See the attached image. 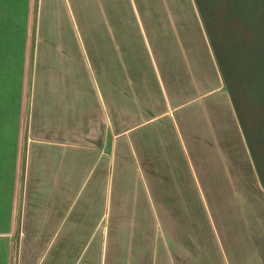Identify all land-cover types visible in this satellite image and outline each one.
I'll return each instance as SVG.
<instances>
[{
  "label": "crops",
  "instance_id": "1",
  "mask_svg": "<svg viewBox=\"0 0 264 264\" xmlns=\"http://www.w3.org/2000/svg\"><path fill=\"white\" fill-rule=\"evenodd\" d=\"M43 1L0 0V264H14L13 245L18 235L20 245L17 264H29L26 261L28 251L31 252V257H37L32 264H92L91 260L96 254L100 255L99 264H106L107 248L102 246L103 235L101 240L97 234L99 225L107 214V196L102 197L101 193H97L94 198H87L86 195L101 175L107 176L108 155L112 157L116 154L114 146L108 152L107 137H102L108 125L105 100L102 103L105 114L103 117L99 116L96 122L98 125L91 126L88 134L90 145L82 147L76 138L75 87L76 79H82L80 63L84 65L89 84L92 85L91 50L111 51L114 62L111 76H107V63L103 61L107 58L101 57L103 53L99 58V71L103 81L108 82V89L112 91L113 103L110 102V105L116 111H122L123 79L132 73L125 72L126 63L132 65V62L124 57L123 50L142 49L147 58H150L148 60L152 61L156 79L163 90L165 109L157 115L153 113L149 119L136 122L130 129L138 131L148 120L166 115L170 116L175 129L180 131L178 153L172 149L168 140H155L151 149L153 154L149 155L139 154L138 149L132 145V163L136 168L137 178L133 191L148 193L152 206L157 201L156 194L185 192L188 181H191L190 171L197 177V189L203 191L204 179L195 167L199 163L198 155H217V149L213 146H217L219 141H215L212 136L209 141L210 154L203 147L205 144L207 146V142H203L200 138L202 136H197V140L193 137L190 141L192 148H189L182 136L177 113L186 122L190 114L182 115V111L199 103L200 107L196 110L199 113L205 102H213V99L208 100L207 97L212 96L211 92L220 87L205 86L203 67H199V70L193 68L185 60L187 57L178 59L180 75L178 82H174L172 73L165 72L162 60L154 51L157 48L189 47L185 40H179V44H175L171 40L173 34L197 31L201 33L203 41V22L200 21L197 10L191 11L196 31L188 27L184 21L186 19L179 21V24L175 19L172 22L173 17L184 18L185 10L163 7L157 11V0H148V24L142 20L145 13L137 3H134V11L127 15L137 19L138 26L135 30L129 29L130 25L124 26V14L120 13L119 17L115 14L114 23V13L112 16L106 13L101 15L104 22H100L101 17L89 19L87 23H82V28L78 27L77 32L73 26L68 28L62 23L52 24L56 13L50 10L44 13ZM68 15L74 19L75 14ZM157 17L160 18L158 22L163 24H157ZM143 110L146 113L152 112L147 107H143ZM110 124L112 127L113 123ZM232 126L236 133V124L233 123ZM199 127L203 128L200 122ZM124 133L127 134L128 130L114 132V141L123 137ZM218 137L220 140L219 134ZM199 146L204 153L201 149L196 151ZM145 161L148 172L142 170L141 164ZM235 161L233 158L232 168L227 170L229 176L226 184L228 191L234 194L235 186L229 184V177L233 182L236 180ZM249 163L252 166L251 157ZM112 164L110 162V166ZM249 173L251 174L250 169ZM212 175L211 188H206L216 193L225 185L218 182L215 172ZM258 178L260 181V176ZM144 180L148 181L145 185ZM251 181L255 182L254 177ZM191 187L194 189L193 182ZM76 188H79L78 191ZM253 188L264 196L261 182ZM245 208L244 205V210ZM224 224L229 226L230 223L224 221ZM82 225H86L83 234L77 235L76 232L80 231L79 227ZM84 230H87L86 235ZM227 231H230V227ZM242 240V245L240 239L237 244L235 236L227 234L228 249L224 252L226 264H250L253 257L254 264H264L263 248L248 249L246 237L243 236Z\"/></svg>",
  "mask_w": 264,
  "mask_h": 264
},
{
  "label": "rangeland",
  "instance_id": "2",
  "mask_svg": "<svg viewBox=\"0 0 264 264\" xmlns=\"http://www.w3.org/2000/svg\"><path fill=\"white\" fill-rule=\"evenodd\" d=\"M157 2V11L163 7L186 11L184 18L173 17L172 22L175 19L179 24L182 19H186L184 21L188 27L194 28L192 10H197L200 21L203 22V41L201 34L194 28L196 32L173 34L171 37L175 44H179V40H185L188 48H157L155 53L162 60L165 72L172 73L174 82H178L180 75L178 59L187 57L185 60L193 68L199 70V67H203L205 86L220 87L211 92L212 96L207 97L208 100L213 99V102H205L199 113L196 111L200 107L199 103L182 111V115L190 114L186 122L177 113L182 136L188 147L192 148V139L197 140V136H202L200 138L203 142H207V146L205 144L203 147L210 154L209 141L214 136L215 141H219L217 146H213L217 149V155H198L200 159L195 167L203 176V191L197 189L196 175L194 177L191 171L190 179L194 189L191 187L192 182L188 181L185 192L156 194L157 201L153 206L148 193L133 191L134 181L137 179L136 168L132 163L133 146L138 149L139 154L149 155L153 154L151 149L155 140H168L172 149L178 153L180 131L175 129L170 116L166 115L148 120L138 131L130 129L136 122L149 119L153 113L157 115L165 109L163 90L156 79L152 61L148 60L144 50H137L138 58L133 57L134 59L130 55L132 50H123L125 58L132 62V65L126 63L125 72L132 73L124 76L123 107L122 111H116L110 105V102L113 103L112 91L108 89V82L103 81L99 71V58L103 53L101 57L107 58L103 60L107 63V76H111V68L114 66L111 51L97 52L94 49L91 50L92 85L89 84L88 73L81 63L79 69L82 70V79H76V138L82 147L89 146L91 126H97L99 116L103 117L106 113L108 125L102 137H107L108 152L114 146L117 157L108 155L107 176L101 175L86 197L94 198L97 193H101L102 197L107 196V214L100 223L97 234L101 240L103 235V247L110 246L106 264H226L224 252L228 249V233L231 237L235 236L237 244L240 239L242 245V237L245 236L246 248L253 250L257 247V250H264V196L253 188L260 182L264 186V0ZM43 3L44 13L48 10L56 13L52 24L62 23L68 28L73 26L77 32L79 26L83 27V22L87 23L89 19L94 20L106 13L110 16L114 13V23L116 15L119 17L120 13L124 14V26L130 25L128 28L135 30L138 26L137 19L127 16L134 11V3L145 13L142 17L144 23L148 24L150 19L147 17L148 0H44ZM72 13L75 14L74 19L68 15ZM159 19L156 18L157 24H163L158 22ZM100 22H104V18L101 17ZM78 74L77 72L76 75ZM104 100L108 113H104L102 107ZM143 107L152 109V112L146 113ZM199 122L203 124V128L199 127ZM233 123L236 124V133ZM121 130H128V133L114 141L113 133ZM199 149L202 150V147L199 146L196 151ZM250 157L252 166L249 163ZM233 158L236 160V180L233 182L229 177V184H234L235 194L229 192V187L226 186L229 176L227 170L232 168ZM140 159L144 161L141 157ZM110 162H113L111 166ZM146 163L147 161L143 162L141 166L143 171L148 172ZM258 171L262 173V181H259ZM213 172L217 175L215 177L218 182L225 185L216 193L207 189L211 188ZM250 176L254 177L255 182L251 181ZM147 182L144 180L143 184ZM76 189L78 191L79 188ZM224 221L229 222V226ZM85 226H80V231L76 234L82 235ZM20 227L19 224V229ZM229 227L230 231H227ZM84 231L86 235L87 230ZM17 237L13 245L14 264L18 263L19 255V235ZM35 251L38 249L35 248ZM225 256L229 259L226 253ZM34 259L37 257H31V252L28 251L26 261L32 264ZM254 262L253 257L250 264Z\"/></svg>",
  "mask_w": 264,
  "mask_h": 264
},
{
  "label": "trees",
  "instance_id": "3",
  "mask_svg": "<svg viewBox=\"0 0 264 264\" xmlns=\"http://www.w3.org/2000/svg\"><path fill=\"white\" fill-rule=\"evenodd\" d=\"M197 3H198V1H197ZM191 8H192V5H191ZM198 26H199V23L197 24ZM200 27V26H199ZM201 29V28H200ZM199 34H201V33H199ZM204 35V34H203ZM201 36V35H200ZM199 36V37H200ZM97 52H100V51H105V50H99V49H95ZM124 50H132V52H131V58H133V57H135V58H138V51L137 50H142V49H124ZM155 52H156V50H154ZM209 51V50H208ZM157 54V53H156ZM157 56H158V54H157ZM125 57V56H124ZM134 59V58H133ZM258 173H259V176L260 175H262V173L260 172V171H258ZM263 177V176H262ZM262 177L260 176V178H261V181H262ZM112 237V236H111ZM109 239H110V235H109ZM109 244H110V240H109ZM89 249H90V247L88 248V251H89ZM98 252V251H97ZM94 254H95V252H93ZM109 254H110V246H109V248L107 247V258H108V256H109ZM108 260V259H107ZM99 261H100V255L98 254H96V255H94V257L92 258V260H91V263L92 264H99Z\"/></svg>",
  "mask_w": 264,
  "mask_h": 264
}]
</instances>
